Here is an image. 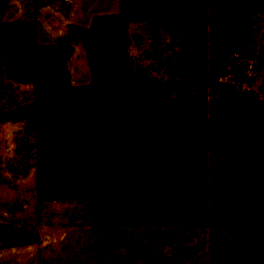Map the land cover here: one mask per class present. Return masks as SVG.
<instances>
[{
    "label": "trees",
    "instance_id": "trees-1",
    "mask_svg": "<svg viewBox=\"0 0 264 264\" xmlns=\"http://www.w3.org/2000/svg\"><path fill=\"white\" fill-rule=\"evenodd\" d=\"M46 43L0 0V71L30 82L6 111L34 137L37 202L82 199L92 225H200L208 264H264V90L244 87L264 0H117ZM164 29L179 61L165 79L134 64L130 22ZM74 41L90 81L73 85ZM38 240L0 221V249Z\"/></svg>",
    "mask_w": 264,
    "mask_h": 264
},
{
    "label": "rangeland",
    "instance_id": "rangeland-1",
    "mask_svg": "<svg viewBox=\"0 0 264 264\" xmlns=\"http://www.w3.org/2000/svg\"><path fill=\"white\" fill-rule=\"evenodd\" d=\"M117 0H8L7 15L35 23L36 39L46 43L66 35L69 23L87 25L94 14L117 10ZM134 34L128 55L134 64L165 79L179 61L176 38L164 29L130 22ZM244 87L264 90V11L246 46ZM70 74L87 67L74 41L66 59ZM74 69V70H75ZM84 72V74H85ZM88 81V82H89ZM32 97L30 82H15L0 71V109ZM34 137L24 120L0 115V221L31 225L34 243L0 249V264H208L207 230L200 225L100 226L89 224L82 199L37 202Z\"/></svg>",
    "mask_w": 264,
    "mask_h": 264
},
{
    "label": "crops",
    "instance_id": "crops-1",
    "mask_svg": "<svg viewBox=\"0 0 264 264\" xmlns=\"http://www.w3.org/2000/svg\"><path fill=\"white\" fill-rule=\"evenodd\" d=\"M117 9H118V6H117ZM116 11H114V12H116ZM109 13H111V12H109ZM74 69H75V67H72V69L70 68V70L73 72V74H70V72H69L71 84L82 85V84L88 83L89 76H88V74H86L85 69L83 71H79L77 69L74 70ZM84 72H85V74H84Z\"/></svg>",
    "mask_w": 264,
    "mask_h": 264
}]
</instances>
